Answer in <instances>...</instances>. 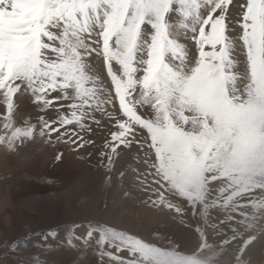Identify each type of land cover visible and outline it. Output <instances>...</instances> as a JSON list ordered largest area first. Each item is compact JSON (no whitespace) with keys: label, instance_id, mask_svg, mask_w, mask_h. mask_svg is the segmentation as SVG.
<instances>
[{"label":"rangeland","instance_id":"rangeland-1","mask_svg":"<svg viewBox=\"0 0 264 264\" xmlns=\"http://www.w3.org/2000/svg\"><path fill=\"white\" fill-rule=\"evenodd\" d=\"M217 3L224 18L218 71L206 84L173 89L160 97L163 102L156 111L150 106L138 109L151 117V131L132 125L123 144L111 145L113 152L105 141L117 130L115 123L93 107L90 111L99 124L86 121L85 127L92 130L81 135L94 143L83 148L76 146L79 135L69 134L65 143L57 141L55 133L41 138L39 131L16 151L0 145V264L260 261L264 255V14L245 21L249 8L255 17L256 0H211L204 15ZM185 31L177 20L174 38L190 45ZM64 46L63 38L58 42L43 36L29 45L33 57L39 48L42 62L35 83L17 81L21 88L14 99L13 131L26 119L39 130L40 116L70 115L63 100L47 112L39 111L31 92L53 83L58 71L62 82L73 76L70 67L62 68ZM89 59L93 73L111 89L103 60L95 55ZM78 83L84 82L73 79L72 89ZM90 86L85 84V91ZM97 97V103L105 99L102 92ZM105 107L124 119L115 103ZM4 113L0 104V115ZM3 123L0 120V128ZM66 127L80 131L75 125ZM5 133L11 134L0 129V135Z\"/></svg>","mask_w":264,"mask_h":264},{"label":"snow or ice","instance_id":"snow-or-ice-1","mask_svg":"<svg viewBox=\"0 0 264 264\" xmlns=\"http://www.w3.org/2000/svg\"><path fill=\"white\" fill-rule=\"evenodd\" d=\"M210 4L211 0H0V94L3 96L0 104L5 107V113L0 115L4 121L0 129L11 132L0 135V145L16 151L33 140L39 131L41 138H51L55 133L56 140L65 143L69 142L65 139L69 134L79 135L76 146L83 148L85 143H94L85 141L81 135L84 130H92L85 127L86 121L91 119L99 124L90 111L93 107L114 121L117 129L109 134L105 147L117 141L123 144L134 124L151 131V117L142 116L138 109L150 106L156 111L163 102L160 97L173 89H192L206 84L218 71L217 65L223 59L224 18L218 11L219 3L204 15V9ZM261 5L264 0H256L255 17L250 15L254 9L249 8L243 20L264 14ZM177 20L186 30L184 35L191 41L190 45L174 38ZM39 36L58 42L63 38L65 46L61 47V54L66 56V61L62 68L70 67L73 76L62 82L64 78L56 72L53 83L31 89L32 102L39 106V111L47 112L54 103L63 100L71 113L49 119L38 117L39 130L26 119L13 131L14 99L21 88L17 81L35 83V72L42 62L39 48L35 57L28 52L33 39ZM44 47L56 51L49 44ZM93 55L103 60L111 89L93 73L89 59ZM73 79L84 83L72 89ZM85 84L92 86L85 91ZM98 92L105 96L102 103L96 101ZM113 103L118 105L123 120L107 112L105 105ZM69 125L77 126L80 131L68 129ZM115 150L111 147V151ZM61 155L55 159L60 160ZM105 155L101 152L102 157ZM48 235L55 237L53 232Z\"/></svg>","mask_w":264,"mask_h":264},{"label":"bare ground","instance_id":"bare-ground-1","mask_svg":"<svg viewBox=\"0 0 264 264\" xmlns=\"http://www.w3.org/2000/svg\"><path fill=\"white\" fill-rule=\"evenodd\" d=\"M98 68V67H97ZM98 70V69H97ZM96 73V72H95ZM104 95V94H103ZM98 98V97H97ZM118 106V105H117ZM119 113V112H118ZM117 116V115H116ZM121 117V116H120ZM112 124H113V122H112ZM114 128V127H113ZM233 129V128H232ZM146 136V135H145ZM67 207V206H66ZM235 213V212H234ZM246 215V214H245ZM252 257V256H251ZM260 257V261L259 260H257L258 262H256L257 264H262V263H264V255H261V256H259ZM261 262V263H260Z\"/></svg>","mask_w":264,"mask_h":264}]
</instances>
